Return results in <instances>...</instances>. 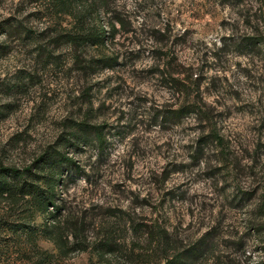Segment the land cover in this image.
<instances>
[{
    "label": "rangeland",
    "instance_id": "1",
    "mask_svg": "<svg viewBox=\"0 0 264 264\" xmlns=\"http://www.w3.org/2000/svg\"><path fill=\"white\" fill-rule=\"evenodd\" d=\"M96 8L103 41L77 45L42 0H0V164L64 152L55 203L82 217L58 249L27 214L37 247L51 264H161L202 237L191 264H264V0ZM17 210L0 199V264L30 262L3 223Z\"/></svg>",
    "mask_w": 264,
    "mask_h": 264
},
{
    "label": "trees",
    "instance_id": "2",
    "mask_svg": "<svg viewBox=\"0 0 264 264\" xmlns=\"http://www.w3.org/2000/svg\"><path fill=\"white\" fill-rule=\"evenodd\" d=\"M42 1L50 9L51 15L69 17L70 24L65 32L61 33L63 40L77 45H96L103 41L104 31L94 20L99 0ZM173 112L175 110L169 111L170 115L175 114ZM79 130L74 128L72 133H77ZM77 134L72 135L76 136ZM36 161L39 162L37 170L33 171L27 166L19 168L0 164V199L6 200L10 209L14 210L16 207L18 209L16 215L20 218V220L17 217L11 222L3 223H6L7 228L13 233H23L27 238L31 251L29 264H51L52 256L37 247L34 230L29 223L24 221L26 215L32 212L45 215L42 233L58 249L64 248L63 241L67 240L68 235L76 238L80 234L82 217L70 214V211L63 214V211L61 212L63 208L55 203L58 199L56 190L61 185L59 173L63 166L70 167L72 159L64 152H52L45 149ZM202 239L199 237L195 242L175 251L171 256H164L161 264H191L203 251L205 242ZM105 243L107 241L102 244Z\"/></svg>",
    "mask_w": 264,
    "mask_h": 264
}]
</instances>
